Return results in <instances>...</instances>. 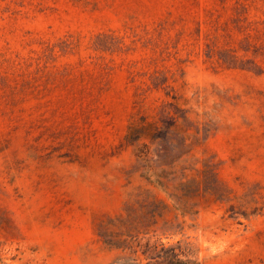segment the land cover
<instances>
[{"label": "rangeland", "instance_id": "rangeland-1", "mask_svg": "<svg viewBox=\"0 0 264 264\" xmlns=\"http://www.w3.org/2000/svg\"><path fill=\"white\" fill-rule=\"evenodd\" d=\"M129 230L264 264V0H0V264Z\"/></svg>", "mask_w": 264, "mask_h": 264}, {"label": "trees", "instance_id": "trees-1", "mask_svg": "<svg viewBox=\"0 0 264 264\" xmlns=\"http://www.w3.org/2000/svg\"><path fill=\"white\" fill-rule=\"evenodd\" d=\"M129 139L133 140L132 132ZM141 234L139 231L129 230L121 234L125 238L119 240H115L111 234L103 236L107 238V245L128 252L132 256L122 264H199L190 258L180 244L169 246L163 243L151 244L150 241L143 243Z\"/></svg>", "mask_w": 264, "mask_h": 264}]
</instances>
